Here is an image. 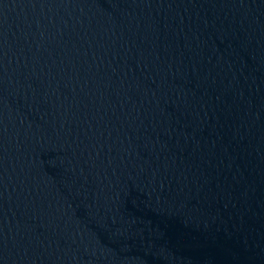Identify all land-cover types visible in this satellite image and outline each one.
<instances>
[{
    "label": "water",
    "instance_id": "obj_1",
    "mask_svg": "<svg viewBox=\"0 0 264 264\" xmlns=\"http://www.w3.org/2000/svg\"><path fill=\"white\" fill-rule=\"evenodd\" d=\"M264 0H0V264H254Z\"/></svg>",
    "mask_w": 264,
    "mask_h": 264
}]
</instances>
